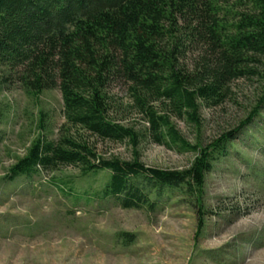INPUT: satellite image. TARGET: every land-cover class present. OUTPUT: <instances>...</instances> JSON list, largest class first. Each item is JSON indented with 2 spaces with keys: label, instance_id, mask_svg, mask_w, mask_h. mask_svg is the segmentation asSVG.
<instances>
[{
  "label": "trees",
  "instance_id": "trees-1",
  "mask_svg": "<svg viewBox=\"0 0 264 264\" xmlns=\"http://www.w3.org/2000/svg\"><path fill=\"white\" fill-rule=\"evenodd\" d=\"M232 1L0 0V93L14 85L34 97L59 90L66 120L57 139L33 141L7 178L59 166L83 176L108 171L103 198L127 209L151 207L154 192L182 190L195 200L201 231L207 175L264 106L263 96L238 128L207 146L191 145L172 122L185 116L200 127L201 107L223 103L233 82L264 81V0ZM117 85L127 89L128 109L114 99ZM129 112L142 116L145 131L122 123ZM81 131L127 141L135 156L105 159ZM147 137L193 152L194 161L182 171L146 166L138 147Z\"/></svg>",
  "mask_w": 264,
  "mask_h": 264
},
{
  "label": "rangeland",
  "instance_id": "rangeland-1",
  "mask_svg": "<svg viewBox=\"0 0 264 264\" xmlns=\"http://www.w3.org/2000/svg\"><path fill=\"white\" fill-rule=\"evenodd\" d=\"M230 87L223 103L201 107L200 127L185 116L172 118L191 145H210L238 128L264 96L261 75ZM112 93L128 109L125 86ZM118 117L137 131L148 127L137 112ZM65 122L59 90L34 97L14 85L0 93V264H264V106L207 175L201 231L195 200L182 190L168 189L157 199L154 192L151 207L127 209L118 199L103 198L108 171L83 176L77 167L59 166L7 178L33 141L57 139ZM81 134L105 159L135 156L127 141ZM138 152L142 163L162 170H186L195 157L150 137Z\"/></svg>",
  "mask_w": 264,
  "mask_h": 264
}]
</instances>
